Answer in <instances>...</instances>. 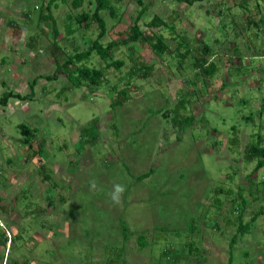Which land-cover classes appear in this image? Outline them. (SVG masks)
I'll return each instance as SVG.
<instances>
[{
    "label": "rangeland",
    "instance_id": "374dc122",
    "mask_svg": "<svg viewBox=\"0 0 264 264\" xmlns=\"http://www.w3.org/2000/svg\"><path fill=\"white\" fill-rule=\"evenodd\" d=\"M93 1L75 8L73 0H57L52 19H38L45 0H0V96L7 90L31 96L0 106V230L7 237L0 264H264V166L252 173L258 158L248 163L236 148L239 135L245 146L255 143L252 132H264V55L258 53L264 38L249 22L264 15V1L230 10L225 0H144L141 29L155 15L165 20L167 27L155 29L169 49L158 54L145 40L121 44L112 51L119 67H104L93 53L81 63L102 67L107 82L72 85L67 70L79 62L56 67L97 36L96 22L83 27L74 19ZM111 1L114 16L100 11L103 44L126 37L142 8L134 0ZM5 26L18 34L10 44ZM53 42L60 49L52 53ZM180 42L190 53L179 70ZM203 43L210 54L202 52ZM199 55L219 69L196 74L192 62ZM142 63L153 66L148 76L133 68ZM114 84L128 92L119 105H111ZM180 98L186 102L180 115L193 117L178 126L173 116ZM21 123L37 129L33 148L42 144L41 160L23 143ZM90 179L104 191L90 192ZM114 183L127 189L119 205L107 195ZM241 199L242 221L250 226L239 234Z\"/></svg>",
    "mask_w": 264,
    "mask_h": 264
},
{
    "label": "trees",
    "instance_id": "16d2710c",
    "mask_svg": "<svg viewBox=\"0 0 264 264\" xmlns=\"http://www.w3.org/2000/svg\"><path fill=\"white\" fill-rule=\"evenodd\" d=\"M56 1L57 0H45V4L40 5V9H39L40 12L38 15V19H52L50 7L52 4L55 6ZM62 1H65V0H62ZM134 1H136L138 5H141L142 8L139 11V13L136 15L134 22L130 25L129 34L124 38L110 40L106 44H103L101 41V38L104 35L105 30H106V23H105V20L100 15V11L106 10L111 16H114L115 9H114V5L111 0H94L93 8H90L89 10L82 9L80 12L74 15V19L76 23L78 24V26L81 25L83 27H88L94 21L98 24L99 32L97 36L94 39H92L90 43L87 44L86 48L80 49L79 47L75 46L73 49L74 51L68 55V59L65 60V62L62 63V65H58L56 67L57 68L56 70L58 69L62 70V68H66L67 70V65L69 66L70 63H73V62H76V63L79 62L77 67L74 68V70L72 71L67 70L69 81L71 79L72 80L74 79V82H72V85L77 82H81V81H87L90 85H98L99 83H102L105 81L107 82V78L104 75V71L102 67L101 68L89 67L81 63L83 60H87L93 53L97 54L102 60L105 61L104 67H109V66L119 67L122 65L123 62L122 60H113L112 51L114 48L118 47L121 44H128V43L132 44L138 40H145L151 46V48L158 54L164 53L166 50L169 49L168 44L164 40V37L162 36V34L158 30L155 29L160 26L167 27L165 20L155 15L154 18L146 24V26L149 28L146 30L141 29L138 21L148 6H146V4L144 3V0H134ZM180 1H184L190 5L194 3L195 1H203V0H180ZM255 1L258 2L259 0H255ZM81 4H82V0H73V5L75 6V8L81 7ZM44 10H46L47 14H44L45 12ZM21 14L25 15L26 18L28 19L32 18L31 14L28 11H23V13ZM249 22L250 24H252L254 27L258 29V32L263 34V38H264V15H261L256 20H249ZM10 23H14V21L9 20L8 24ZM168 27L170 28L171 31H174L173 25L168 26ZM66 28H67L68 33L73 34L75 32V28L71 27L69 24L66 25ZM178 35L180 36V34ZM32 41H34V37L30 36V43ZM178 46L179 48L180 47L184 48L182 52L180 51V49H177L176 54H175L176 57L178 58V67L180 70L182 68L181 65L183 64V59H185V57L189 55L190 50L188 49L187 45H185V43L183 44L182 42H180ZM58 49H60V46L57 44V42H53L51 45L52 53L56 52ZM201 50L206 55L210 54L211 46H209L206 43H203L201 46ZM258 53L259 55H264V44L262 45V47L259 48ZM204 56L205 55H199L198 57L194 58L192 62L193 68L194 70H196L195 71L196 74L202 75L203 77L211 76L217 70L218 64L213 61L208 62L207 56L206 58H204ZM136 67H138V70H143L141 73L142 77L148 76L153 68L152 64H148V63H142L140 66H135V65L133 66V68H136ZM132 71L133 69L129 71L128 74H126V76L130 77V75H132ZM54 77L55 76H52V75L47 76V79H52ZM34 81L35 79L33 80L32 83H34ZM113 90L116 92V95H115L114 100L111 102V105H114V104L119 105L128 99V95H127L128 92L126 88H121L119 90H116V86L114 84ZM28 97H31V96L21 95V93L19 92L7 90V91H4L2 95L0 96V106H6L10 98H18V99L23 100V99H27ZM185 103H186L185 100L180 98L174 107L173 123L178 126L188 124V122H190V120H192V117H193V115L191 116L188 115L185 117L180 115V110H182L183 108L185 109ZM259 110L261 114L264 112V99L260 103ZM156 112L160 113V111H156ZM161 114L164 115L165 113H161ZM244 117H245L244 118L245 120L249 118V116H244ZM18 126L20 128L21 134L24 137L23 143L27 144L32 149V154L38 156L37 158L41 160L40 152L42 151V148H43L42 144L39 143L37 148H33V140L35 138L37 129L32 128V127L30 128L22 123L19 124ZM255 134L256 132L251 134L252 135L251 137H253V140L256 139L255 143L247 142L244 146V150H242L247 155L245 158L247 162H251V160H253L255 157L258 158L257 161L255 162L254 169L252 170L253 172L264 165V145H263L264 144V132H261L260 130H258L257 135ZM150 173L151 171L145 172L141 174V177H146ZM1 197L2 196L0 195V200H2ZM241 200H242V205H243L245 202V199H241ZM243 207L244 205L240 207L239 206L235 207L236 209L235 217L238 222L237 232L239 234L246 232V230H249V226H250L249 225L250 222L244 223L242 221L241 216H242ZM1 208H3V204L0 203V209ZM261 210L262 209L260 208V211L258 210V212L262 213ZM257 215L258 213H255L253 215L252 221H254L257 218ZM121 224H122V232L124 235H126L128 228L126 227L123 221L121 222ZM194 226H195L194 221H192L190 223L189 229L192 230ZM145 236H146L145 233H142V234L140 233L137 235V241L140 247H144L147 244V240ZM237 236L238 234H234L233 237L231 238L230 240L231 246L235 243ZM125 237L126 236H124V238ZM6 238H7L6 234L1 229L0 230V244L4 245ZM187 243L188 242H186L185 245H187ZM189 247L191 248L192 246L189 245ZM164 253H166V251ZM174 257L177 259L178 255ZM25 263H21V264H25ZM14 264H18V263H14Z\"/></svg>",
    "mask_w": 264,
    "mask_h": 264
},
{
    "label": "crops",
    "instance_id": "0c3cea01",
    "mask_svg": "<svg viewBox=\"0 0 264 264\" xmlns=\"http://www.w3.org/2000/svg\"><path fill=\"white\" fill-rule=\"evenodd\" d=\"M230 1V0H229ZM228 0H225V1H222L221 3L222 4H226V3H229V5H230V10L232 9V8H234V7H238V8H241V9H244V7H246L247 5H248V3H249V0H232L231 2H229ZM260 1H263V0H260ZM182 2V1H181ZM184 2V1H183ZM259 1L257 2L256 1V5L258 6L259 4ZM2 4V2H0V5ZM4 5H6V3H4ZM3 7L4 6H1L0 7V9H2L3 10ZM6 9H8L7 7H6ZM246 9V8H245ZM250 18V17H249ZM249 18H247V19H249ZM247 21V20H246ZM9 27L10 26H5V34H4V41H8V44H10L11 42H13V34L14 33H8V32H10L8 29H9ZM18 34H14V36H17ZM210 59V58H209ZM209 61V60H208ZM211 61V60H210ZM231 60H228V59H226L225 60V63L224 64H226V66H223L224 67V69H228L229 67H228V65L230 64V63H228V62H230ZM219 69V67L217 68V70ZM245 100H242V102H244ZM264 118V115L262 114V116H260V118ZM243 118H245V117H243ZM261 118V119H262ZM247 119H249V118H247ZM259 127H263V125H259ZM233 128H234V126H232V130H233ZM261 130V129H260ZM264 131V130H263ZM252 133H254V132H252ZM251 133V134H252ZM236 135V134H235ZM228 136H229V134H228ZM227 136V137H228ZM257 137V136H256ZM221 138H223V140L222 141H226V137H225V135H223ZM252 138V137H251ZM237 140H238V144H239V146H238V144H237V146H236V148H237V150H240V151H242V150H244V144H243V139H242V135L240 136L239 135V137L237 138ZM250 141V140H249ZM248 141V142H249ZM234 151H235V148H234ZM249 163V162H248ZM255 164V163H254ZM255 166V165H254ZM254 166H253V169H254ZM264 166V165H263ZM262 166V167H263ZM261 168V167H260ZM259 168V169H260ZM259 169H257V170H259ZM256 170V171H257ZM256 171H254V172H256ZM253 172V173H254ZM225 221H226V223H228V222H230V220H229V218L227 217V218H225Z\"/></svg>",
    "mask_w": 264,
    "mask_h": 264
},
{
    "label": "clouds",
    "instance_id": "9594fccd",
    "mask_svg": "<svg viewBox=\"0 0 264 264\" xmlns=\"http://www.w3.org/2000/svg\"><path fill=\"white\" fill-rule=\"evenodd\" d=\"M88 187L90 192H102L104 189L98 185L95 179L88 181ZM126 186L120 183H114L112 189L107 193L111 203L119 205L122 201L123 194L126 191Z\"/></svg>",
    "mask_w": 264,
    "mask_h": 264
}]
</instances>
